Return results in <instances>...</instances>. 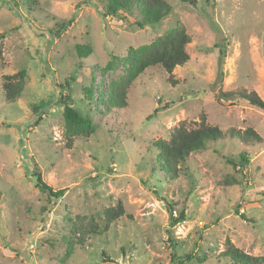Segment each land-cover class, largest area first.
<instances>
[{
  "label": "rangeland",
  "instance_id": "1",
  "mask_svg": "<svg viewBox=\"0 0 264 264\" xmlns=\"http://www.w3.org/2000/svg\"><path fill=\"white\" fill-rule=\"evenodd\" d=\"M165 1L170 14L141 29L126 14L103 16L105 0H0V264H176L187 254L183 264H233L220 257L228 241L264 257V109L224 97L245 90L264 101V0ZM179 25L192 37L190 61L172 81L161 66L148 68L129 87L128 107H111L109 88L124 71L103 73L106 65ZM77 45L92 54L80 59ZM22 70L26 90L8 103L3 77ZM67 94L96 125L72 147ZM203 117L224 137L169 178L153 143ZM250 128L261 141L230 136ZM241 153L249 157L242 171L229 161L238 164ZM36 173L63 197L42 193ZM118 201L126 215L106 234L70 245V220L102 222ZM170 207L185 220L171 226Z\"/></svg>",
  "mask_w": 264,
  "mask_h": 264
},
{
  "label": "trees",
  "instance_id": "2",
  "mask_svg": "<svg viewBox=\"0 0 264 264\" xmlns=\"http://www.w3.org/2000/svg\"><path fill=\"white\" fill-rule=\"evenodd\" d=\"M105 12L103 16L117 18L121 13L136 19L135 24L139 28L152 26L159 23L171 12V5L165 0H105ZM184 4H196L198 0H180ZM27 4L35 3L36 0H25ZM121 14V15H122ZM71 21L61 27L64 31ZM2 34H0V41ZM192 42V37L183 25H179L173 30L155 39L148 45L137 48L130 47L123 58L112 59L104 68L103 73L113 71L117 66H121L124 75L120 80L113 81L109 88V104L115 109H125L128 107L127 96L129 87L148 69L161 66L169 75L172 81V73L178 66H184L190 61L187 46ZM76 52L80 59H86L92 54L89 46L77 45ZM3 60V51L0 47V61ZM27 72L19 71L13 75L3 77L2 89L8 103L19 100L26 90ZM65 88H69V83ZM85 93L89 98L93 97V89L86 88ZM238 96L251 105L264 109V101L256 92L239 91L237 93L224 94L225 98ZM61 104L63 105L64 137L68 147H72L78 139L90 138L96 130L94 121L89 116H84L79 112L69 94L62 95ZM190 126V127H189ZM230 136L238 138L243 142L250 141L251 138L261 141L260 136L253 130L247 129L244 132L231 130ZM224 137L223 132L218 126L210 125L205 117L200 123L190 125L181 122L174 127L167 140L159 139L153 143V151L156 154L155 161L160 169L169 178H178L180 166L191 159L194 153L202 152L210 145L217 143ZM156 150V151H155ZM239 170H244L249 164V157L246 153L240 154L238 164L229 160ZM36 185L39 190L49 197L59 199L63 197L65 190L54 191L48 186L39 173L34 174ZM173 208H169L171 226H175L185 220L184 212L178 218L173 216ZM126 211L122 201H118L114 207H109L103 211L102 222L93 216L76 217L70 220V240L72 245L84 246L86 240L91 236H102L106 234L115 223L123 218ZM242 220L251 222L244 214H239ZM70 253V252H69ZM221 259L230 261L233 264H264L263 256H254L236 247L230 241L227 242L226 250L221 253ZM176 264L190 262L193 258L189 254L180 259L174 256Z\"/></svg>",
  "mask_w": 264,
  "mask_h": 264
}]
</instances>
